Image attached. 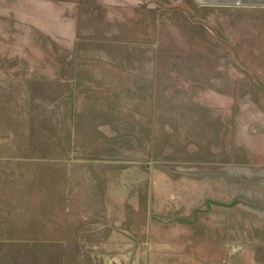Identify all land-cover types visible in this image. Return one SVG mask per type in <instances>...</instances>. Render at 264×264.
Here are the masks:
<instances>
[{"label":"rangeland","instance_id":"rangeland-1","mask_svg":"<svg viewBox=\"0 0 264 264\" xmlns=\"http://www.w3.org/2000/svg\"><path fill=\"white\" fill-rule=\"evenodd\" d=\"M178 12L168 11L160 64L144 62L142 47L137 62L113 63L122 49L72 31L68 49L56 31V56L74 60L55 65L70 89L56 80L19 113L0 97V264L167 262L162 253L197 246L198 218L249 215L237 183L223 202L208 177L216 188L212 177L231 169L222 126L264 104L232 78L263 65L229 63L239 49ZM65 18L71 29L78 16Z\"/></svg>","mask_w":264,"mask_h":264},{"label":"crops","instance_id":"crops-1","mask_svg":"<svg viewBox=\"0 0 264 264\" xmlns=\"http://www.w3.org/2000/svg\"><path fill=\"white\" fill-rule=\"evenodd\" d=\"M174 10L221 33L224 46L239 49L229 63L263 65L261 72L251 69L232 78L231 86L237 94L264 96V0H0V97L19 113L29 96L49 94L56 80L58 87L66 83L70 89V73L57 75L55 65L74 60L69 50L66 57L56 56V31L62 32L68 49L72 31L81 42L109 41L111 48L122 49L113 63L137 62L135 48L142 47L147 48L144 62L160 64L168 11ZM73 15L78 18L70 29L65 25L72 21L65 17ZM60 21L62 26L56 29ZM220 80L227 85V79ZM248 88L255 91H244ZM239 112L222 126L220 135L231 169L221 178L212 177L216 188L208 177V191L217 192L212 199L226 202L231 183H237L233 198L248 204L254 214L207 215L205 227L198 218L201 225L192 233L197 246L162 253L174 258L154 264H264V104L243 106Z\"/></svg>","mask_w":264,"mask_h":264}]
</instances>
